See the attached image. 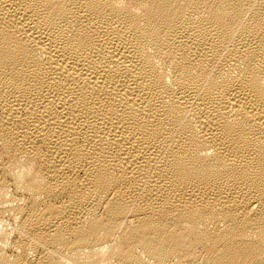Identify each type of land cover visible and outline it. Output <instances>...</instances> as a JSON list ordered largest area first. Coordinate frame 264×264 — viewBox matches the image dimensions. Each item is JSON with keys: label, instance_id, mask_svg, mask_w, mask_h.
<instances>
[{"label": "bare ground", "instance_id": "6f19581e", "mask_svg": "<svg viewBox=\"0 0 264 264\" xmlns=\"http://www.w3.org/2000/svg\"><path fill=\"white\" fill-rule=\"evenodd\" d=\"M0 264H264V0H0Z\"/></svg>", "mask_w": 264, "mask_h": 264}]
</instances>
